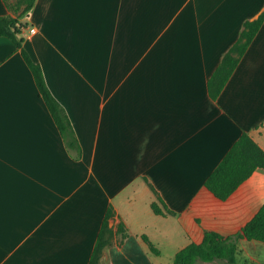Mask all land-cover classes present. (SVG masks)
Here are the masks:
<instances>
[{"label": "crops", "instance_id": "1", "mask_svg": "<svg viewBox=\"0 0 264 264\" xmlns=\"http://www.w3.org/2000/svg\"><path fill=\"white\" fill-rule=\"evenodd\" d=\"M263 11L264 0H36L20 37L81 152L22 47L0 36V264H89L110 205L109 225L128 235L100 264H160L164 243L176 254L247 223L264 203V168L225 200L205 181L243 132L264 149V23L217 98L208 83ZM152 186L176 214L153 210Z\"/></svg>", "mask_w": 264, "mask_h": 264}, {"label": "trees", "instance_id": "2", "mask_svg": "<svg viewBox=\"0 0 264 264\" xmlns=\"http://www.w3.org/2000/svg\"><path fill=\"white\" fill-rule=\"evenodd\" d=\"M35 2L36 0H5L10 12L0 15V36H6L17 46L22 47V55L34 75L39 93L46 102L67 145L70 149L81 152V146L71 120L64 106L49 88L41 63L34 60L23 47L24 39L20 35L29 27V22L23 21L21 18L24 15H29ZM263 23L264 11L257 18L247 19L244 22L239 37L224 54L222 61L209 79V92L213 98H217L221 93ZM258 167L264 168V149L248 132H243L221 162L207 177L205 186L215 196L225 200ZM153 189L158 196V200L152 202L153 210L158 214H176V211L164 202L157 190L154 187ZM114 213V208L110 205L103 220L89 264H100L103 250L113 242L116 234L121 235V240L128 235L127 226L124 222L118 224L117 230H114L109 225V219ZM143 239L151 250L159 253V249L148 235L143 234ZM240 239L264 242V203L251 219L234 233L224 234L217 230H206L201 241L191 242L181 248L175 254L174 262L175 264H204L221 260L223 263L216 264H240L238 262Z\"/></svg>", "mask_w": 264, "mask_h": 264}, {"label": "rangeland", "instance_id": "3", "mask_svg": "<svg viewBox=\"0 0 264 264\" xmlns=\"http://www.w3.org/2000/svg\"><path fill=\"white\" fill-rule=\"evenodd\" d=\"M264 200V197H262ZM257 205V204H256ZM254 243H257L254 244ZM163 254L162 258L159 259L160 264H175V250L177 245L172 243H164L163 245ZM238 262L240 264H264V242L259 240H239V253H238ZM223 263L219 260L216 262L204 263V264H216Z\"/></svg>", "mask_w": 264, "mask_h": 264}, {"label": "built area", "instance_id": "4", "mask_svg": "<svg viewBox=\"0 0 264 264\" xmlns=\"http://www.w3.org/2000/svg\"><path fill=\"white\" fill-rule=\"evenodd\" d=\"M31 31H35V27H32V28H31Z\"/></svg>", "mask_w": 264, "mask_h": 264}]
</instances>
